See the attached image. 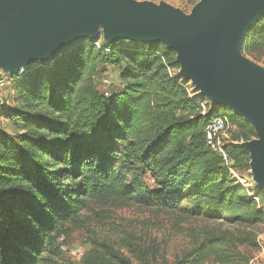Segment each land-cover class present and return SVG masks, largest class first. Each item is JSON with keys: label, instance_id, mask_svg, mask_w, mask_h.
Returning a JSON list of instances; mask_svg holds the SVG:
<instances>
[{"label": "trees", "instance_id": "obj_1", "mask_svg": "<svg viewBox=\"0 0 264 264\" xmlns=\"http://www.w3.org/2000/svg\"><path fill=\"white\" fill-rule=\"evenodd\" d=\"M262 48L264 16L249 29L243 52ZM175 57L164 43L109 44L98 37L12 75L9 85L27 108L0 103V116L19 118L23 129L16 138L0 134V264H61L58 239L92 202L175 210L194 200L196 215L214 209L236 220L264 219L249 189L206 145L208 121L227 113L216 106L202 113L203 99L169 72ZM123 63L125 87L105 95L97 80L108 66ZM229 120L238 141L256 136L239 114ZM226 150L236 171L249 166L240 143ZM186 233L181 263L231 264L236 258L226 234L192 227ZM90 256L88 264H133L108 242H94Z\"/></svg>", "mask_w": 264, "mask_h": 264}, {"label": "water", "instance_id": "obj_2", "mask_svg": "<svg viewBox=\"0 0 264 264\" xmlns=\"http://www.w3.org/2000/svg\"><path fill=\"white\" fill-rule=\"evenodd\" d=\"M262 15L264 0H201L191 14L137 0H0V72L48 63L79 40L98 38L100 27L109 44L163 42L202 95L251 124L259 138L242 145L253 182L264 189V68L241 54Z\"/></svg>", "mask_w": 264, "mask_h": 264}, {"label": "rangeland", "instance_id": "obj_3", "mask_svg": "<svg viewBox=\"0 0 264 264\" xmlns=\"http://www.w3.org/2000/svg\"><path fill=\"white\" fill-rule=\"evenodd\" d=\"M137 1H146L155 4L165 3L182 10L186 14H191L193 7L201 0ZM182 3L186 4L185 8L181 6ZM248 31L244 35V40ZM100 37H104L101 27ZM116 42L127 45L128 42L143 41L118 39ZM241 54L256 65L264 68V48L246 54L243 52L242 44ZM175 61L177 66L169 67L171 76L181 82L187 83L191 96H197L203 99L202 107H206L209 110L213 106H216L217 109L225 111L229 116L236 113L228 105H213L212 101L202 95L191 80L186 79L181 74L182 65L177 60V52ZM125 66V63L108 66L107 72L97 80L98 89L103 93L108 92L109 94L114 89L120 92L125 87V83L121 78ZM0 93L2 94L1 98L5 102L6 107L27 108L24 103L18 100L14 87L8 85ZM236 131L237 127L231 124L226 138L228 143H240L243 146L242 144L244 142L259 138L256 135L250 140L243 141L240 139L238 141ZM22 133V123L19 118L0 116V134H7L16 138ZM246 152L249 156V166L247 168L240 167L239 170L236 171L234 169V171L241 177V182L249 189L251 198L255 200L256 208L264 215V189L253 182L254 175L251 167V155L247 150ZM258 194L261 196L257 197ZM198 206L199 203L194 200H191L187 205L182 204L175 210L148 206L143 203H134L125 208H115L100 202H92L90 207L81 214L77 222L66 224L65 232L60 235L58 239V245L62 250L60 263L88 264L94 242L99 241L108 242L111 245L115 244L116 249L131 258L133 264H144L147 257L150 260V264H183L181 262L184 261L183 258L187 252L189 243L186 229L192 227L197 229L208 228L226 234L232 240V250L236 253V258L231 264H264V219L259 218L251 221L236 220L232 219L234 215L230 216L227 212L223 215L213 214L212 212H216L214 209L204 211L206 213L208 212L207 214L202 213L196 215L194 213L197 212ZM127 239L130 241L129 245H126ZM139 245L145 251L138 252L137 248ZM155 255L157 259L154 261L152 258ZM203 264L223 263L215 259H208Z\"/></svg>", "mask_w": 264, "mask_h": 264}, {"label": "built area", "instance_id": "obj_4", "mask_svg": "<svg viewBox=\"0 0 264 264\" xmlns=\"http://www.w3.org/2000/svg\"><path fill=\"white\" fill-rule=\"evenodd\" d=\"M98 48H102L101 42H96ZM107 53H111V48H106ZM25 69V68H24ZM22 69L20 72H22ZM19 72V73H20ZM17 73V74H19ZM16 75V74H15ZM12 81V74L6 72H0V91L7 87ZM107 83V81H105ZM108 92H105V95H108ZM2 94L0 93V103H3L1 98ZM208 109L203 107L202 113L207 114ZM231 122L229 120V116L223 112H216L212 118L208 121L205 127V136H206V145L211 150L217 152L224 162V164L229 168L231 174L235 175L236 178L241 182L242 179L240 176L236 174L234 171L233 160L230 158L226 148L228 146V142L226 141L227 133L230 129ZM242 183V182H241Z\"/></svg>", "mask_w": 264, "mask_h": 264}]
</instances>
